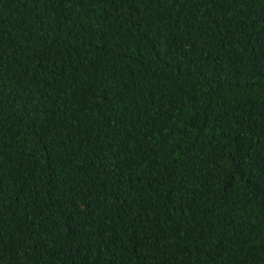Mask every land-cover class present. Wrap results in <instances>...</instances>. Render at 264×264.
<instances>
[{"label":"trees","instance_id":"1","mask_svg":"<svg viewBox=\"0 0 264 264\" xmlns=\"http://www.w3.org/2000/svg\"><path fill=\"white\" fill-rule=\"evenodd\" d=\"M0 264H264V0H0Z\"/></svg>","mask_w":264,"mask_h":264}]
</instances>
